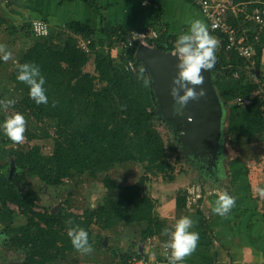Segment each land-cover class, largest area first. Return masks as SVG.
Here are the masks:
<instances>
[{"label":"trees","instance_id":"obj_1","mask_svg":"<svg viewBox=\"0 0 264 264\" xmlns=\"http://www.w3.org/2000/svg\"><path fill=\"white\" fill-rule=\"evenodd\" d=\"M221 1L245 6L246 13L264 9V0ZM244 15L228 12L227 21L236 29L238 39L253 45V58L258 68L264 50V28L259 29L252 21L245 20ZM5 23L6 20L0 17V25ZM148 26L158 30V49L175 50L177 35H167L157 28L155 22ZM29 28V24L24 25L23 33L29 34ZM64 29L74 36L91 40L88 49L94 54V75L83 72L89 55L77 47L75 38L68 36L61 47H54L51 30L47 37H38L18 59V63H34L40 67L48 104L37 105L29 98L28 86L16 79L17 67L11 75L16 89L22 94L19 111L28 112L38 121L45 119L54 127L52 153L44 155L38 146L28 149L14 147L0 129V226H3L2 233L10 236L12 242L18 237L26 239L25 255L19 264H51L66 253L78 252L71 245L67 231L70 227L83 228L90 243L93 219L102 230L118 224H142V241L153 236L166 237L163 234L165 222L154 211L156 201L144 191V184L151 179L150 176L159 175L167 181L173 179L169 153L152 123L156 101L149 73L136 63L135 47L123 50L125 62L115 65L109 54L95 51L94 31L90 27L69 22ZM99 32L100 39L96 43L100 46L105 43L103 38L122 39L129 33L122 27L100 29ZM209 33L221 40L215 52L219 67L212 69L211 76L216 94L223 108H227L224 134L234 148L253 151L254 144H264V103L254 98L244 107L228 106L238 98H250L255 84L244 59L234 50L225 49V36L218 32ZM3 122L4 116L1 115L0 124ZM26 136L29 140L36 137L29 132ZM45 137L49 135L43 134ZM237 153L240 157V152ZM11 161L14 171L9 177ZM127 163L142 165L144 174L136 183L120 188L108 173L114 166ZM4 169H8L7 173L2 172ZM98 175H104L101 183L107 195L97 209H85L81 215L69 210L68 199L65 200L67 210L36 211L38 192L19 188L30 178L56 188L65 180H81L82 176L97 180ZM186 203L187 194L181 191L175 197L176 212L185 211ZM11 205L16 207V212ZM196 214L201 215V211L196 210ZM17 215L24 218V223L14 225ZM130 254L136 255L137 252L128 250L122 256Z\"/></svg>","mask_w":264,"mask_h":264},{"label":"rangeland","instance_id":"obj_2","mask_svg":"<svg viewBox=\"0 0 264 264\" xmlns=\"http://www.w3.org/2000/svg\"><path fill=\"white\" fill-rule=\"evenodd\" d=\"M241 7L245 8V6ZM24 25L26 24L23 23L21 26ZM29 29V34H20L19 31L15 35H12L8 33L10 31L6 30V34L3 29L0 28V45L5 46L4 51L11 53V56L7 61H2L0 63V102L8 100L15 101L14 104L7 107L1 105L0 116L3 115L5 121L6 118L15 113L22 114L26 121L24 132L25 138L18 144L14 143L13 146H18L24 149L38 146L42 154L49 156L53 149L55 129L47 120L43 119L42 121H38L28 112L22 113L19 111V102L22 94L16 89L11 77L12 71L15 69L22 52L38 39V37H35L32 33L31 28ZM51 32V43L54 47H61L68 36H73L76 45L80 50L88 49L86 40L74 36L65 29L52 30ZM92 39L95 41L96 52L109 54L115 65H123L125 62V55L123 49H120V45L117 44L115 40L111 39V42V40L103 38L105 43L103 46H100L99 43H96L97 39L100 38L92 36ZM0 55H3V52H0ZM88 55L89 61L83 68V72H89L94 75V54L88 53ZM234 105L235 102L233 101L228 104V106ZM223 110V134L218 146V149L220 147V157H218V160L216 159V167L209 169L205 162L198 163L191 159L189 153L193 154L195 152L194 149L182 146L179 141L180 135L178 134L180 131L175 129V125L165 118L156 105V113L152 119V123L153 127L161 136L165 149L169 153V162L173 167L170 175L173 179L167 181L159 175L154 177L150 176L151 179L144 184V191L156 201L155 208H157V210L154 211L160 219L164 220L167 229H172L176 220L183 216L197 219L196 210L198 209L203 213V217H206L208 207H206V204L204 203L207 197L213 195L212 193L220 194L221 192L228 193L231 191V182L235 179V177L232 176V168L235 166H242L244 176L247 175V178L250 181L251 179L256 178L254 172L255 167L252 166L251 157H255V162L257 161V157H264V145L262 143H257L259 146L254 144L252 147L254 151H251L250 148H234L224 134L227 108L225 107ZM2 124L3 123L0 125ZM0 129H2V127H0ZM1 132H3V130ZM26 132L32 133L36 137L29 140L26 136ZM45 133H47L49 137L43 138V134L45 135ZM255 146H258L257 149L254 148ZM9 147L10 146L6 147V149ZM183 150L185 151V154L183 153ZM237 152H240V157H238ZM1 164L2 162H0V165ZM256 165L258 166V164ZM7 171L8 169H4L2 172L7 173ZM235 173H237V171H234V174ZM143 174V166L135 163L114 166L108 173L120 188L125 185L136 183ZM103 177L104 175H98L97 180H90L87 176H82L81 180H79V178L75 180H65L63 185L56 188L45 186L37 179L30 178L27 179L23 185H20L19 188L21 191L24 189H31L38 192L39 198L35 204L36 211L48 209V211L51 212L57 211L60 208L67 210L65 200L68 199L70 201L69 210L75 214L81 215L85 209L95 210L104 202V198L107 194L106 189L101 183ZM76 180H79L80 182ZM260 188H262L261 185ZM181 191H185L187 194L186 209L185 211L176 212L175 197ZM10 207L15 212L17 211L15 206L11 205ZM94 221L95 219H93L90 228V244L93 250L87 254H82L80 252L66 253L63 258L58 259L51 264H112L117 258L116 253L120 256L125 254L128 250H135L137 246H145L148 249L147 254L151 257H154L155 255L159 256L164 250H166L164 247V241L167 237L153 236L146 241H142L140 236L141 231L144 229L142 224H134L130 226L118 224L112 229L102 230ZM199 221L201 222V220ZM22 223H24V218L17 215L15 217L14 225H20ZM200 225H202V222ZM2 229L3 226H0V264H19L25 255L23 247L26 243V239L18 237L13 239L12 242L10 236H6L2 233ZM13 243L15 244L13 245ZM152 259L153 258H150V261Z\"/></svg>","mask_w":264,"mask_h":264},{"label":"crops","instance_id":"obj_3","mask_svg":"<svg viewBox=\"0 0 264 264\" xmlns=\"http://www.w3.org/2000/svg\"><path fill=\"white\" fill-rule=\"evenodd\" d=\"M0 17L6 20L0 25L6 34V30L22 34L23 23L42 20L49 31L63 30L69 22L88 26L95 38L101 35L100 29L122 27L131 32L153 22L167 35L177 36L194 19L207 26L203 14L184 0H0ZM257 69L264 79V50ZM251 159L256 174L251 181L242 166L232 168L235 179L228 194L236 199L230 212L225 216L212 212L211 205L219 195L212 193L204 203L206 217L201 212L192 219L190 231L199 233V241L195 251L183 259L184 264H264V194L257 191L260 185L264 188V157H257L256 162L255 157Z\"/></svg>","mask_w":264,"mask_h":264},{"label":"clouds","instance_id":"obj_4","mask_svg":"<svg viewBox=\"0 0 264 264\" xmlns=\"http://www.w3.org/2000/svg\"><path fill=\"white\" fill-rule=\"evenodd\" d=\"M217 46V39L209 33L207 26L200 19H194L187 31L175 40V52L178 61L176 64L177 72L172 78L169 95L174 99L177 112L189 100L198 99L205 94L204 89H197V86L204 82L202 72H209L214 68ZM4 47V45H0V52H3V55H0V60L7 61L11 53L4 51ZM16 67V79L28 86L29 98L37 105L48 104V96L44 87L45 78L41 74L40 67L34 63L18 62ZM14 103V100H8L0 102V105L7 107ZM25 125L24 116L15 113L6 118L0 127L11 142L18 144L25 138ZM257 191L264 194V188H257ZM235 199V196L221 192L211 205L212 212L219 216L227 215L234 207ZM68 223L71 224V221L69 220ZM192 227L193 220L188 216H183L176 220L172 229L163 230V234L167 237L164 241V247L168 253L169 264H180L186 256L195 251L199 241V233L190 231ZM67 236L70 238L73 248L78 252L87 254L93 250L88 240V233L83 228L70 227Z\"/></svg>","mask_w":264,"mask_h":264},{"label":"water","instance_id":"obj_5","mask_svg":"<svg viewBox=\"0 0 264 264\" xmlns=\"http://www.w3.org/2000/svg\"><path fill=\"white\" fill-rule=\"evenodd\" d=\"M134 57L136 63L149 73L158 109L181 132L179 141L182 146L193 148L194 151L208 147L217 149L222 136L224 110L213 86L212 70L202 72L204 82L197 86V89L203 88L205 94L198 99L189 100L177 112L174 99L169 95L172 78L177 72L176 53L139 45L134 51ZM218 67L215 62L214 68ZM13 170L11 161L9 177Z\"/></svg>","mask_w":264,"mask_h":264},{"label":"built area","instance_id":"obj_6","mask_svg":"<svg viewBox=\"0 0 264 264\" xmlns=\"http://www.w3.org/2000/svg\"><path fill=\"white\" fill-rule=\"evenodd\" d=\"M194 7H196L204 16L207 29L210 32H218L225 36L227 42L225 44L226 50H234L237 55L244 59L248 70L250 71L251 81L255 84V90L250 98H238L235 101L236 106L244 107L251 104L252 100H257L264 103V79L258 74V69L255 67L254 47L251 44L244 43L242 38H237L236 29L230 25L227 21L228 12L233 14L242 13L245 14V20L252 21L259 29L264 28V9H254L251 13H245L244 8L238 5H232L231 2H225L221 0H184ZM30 28L35 37H45L48 35V25L42 20H33L30 22ZM159 38L158 30L152 26H147L141 30H135L129 32L125 38L112 37L117 44L120 45V49L126 50L131 47L143 45L150 48H156V43ZM218 44L221 42L219 38H216ZM91 40H86L87 46L90 45ZM96 48V46H95ZM85 53H89V49H84ZM176 53L175 50L172 51ZM132 69V64H128ZM147 240V239H146ZM145 240V241H146ZM139 252L135 248L137 254H130L126 257L118 256L112 264H169L167 250L159 256L151 257L147 254V248L145 246L138 247ZM146 254V257H145ZM139 255V257H138ZM150 258H153L150 261Z\"/></svg>","mask_w":264,"mask_h":264},{"label":"flooded vegetation","instance_id":"obj_7","mask_svg":"<svg viewBox=\"0 0 264 264\" xmlns=\"http://www.w3.org/2000/svg\"><path fill=\"white\" fill-rule=\"evenodd\" d=\"M180 135L181 132H178ZM183 153L185 154V151L183 150ZM189 156H191V159L195 162H205L208 165V168H214L216 167V161L218 160V157H220V147L219 149H215L214 147H208L205 149L198 148L195 150L193 154L189 153ZM217 159V160H216ZM137 249V247H136ZM139 250L137 249V252Z\"/></svg>","mask_w":264,"mask_h":264},{"label":"bare ground","instance_id":"obj_8","mask_svg":"<svg viewBox=\"0 0 264 264\" xmlns=\"http://www.w3.org/2000/svg\"><path fill=\"white\" fill-rule=\"evenodd\" d=\"M86 190V189H85ZM60 191V190H59ZM90 191V190H89ZM87 199V198H86Z\"/></svg>","mask_w":264,"mask_h":264}]
</instances>
